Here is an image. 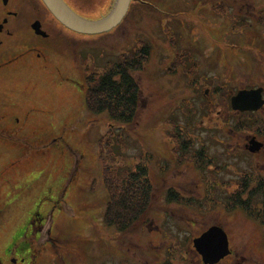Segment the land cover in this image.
Returning a JSON list of instances; mask_svg holds the SVG:
<instances>
[{
  "label": "rangeland",
  "instance_id": "obj_1",
  "mask_svg": "<svg viewBox=\"0 0 264 264\" xmlns=\"http://www.w3.org/2000/svg\"><path fill=\"white\" fill-rule=\"evenodd\" d=\"M65 1L98 19L115 0ZM216 1L227 5L209 22L200 0H142L132 9L136 17L131 11L115 31L73 34L87 39L81 63L75 51L48 44L0 69L2 264H204L193 239L214 224L229 236L226 264H264L261 193L249 194L245 205L246 192L237 205L229 197L242 183L246 191L257 185L244 179L257 157L229 136L244 123L230 114V99L248 82L264 86V0ZM141 36L150 58L133 74L141 88L134 117L123 125L103 114L93 125L77 83L86 70L99 76L125 51H138L134 38ZM144 166L154 182L151 213L120 233L104 220V183ZM167 188L180 202L168 201ZM35 210L43 225L31 228ZM29 226L33 249L12 251Z\"/></svg>",
  "mask_w": 264,
  "mask_h": 264
},
{
  "label": "trees",
  "instance_id": "obj_2",
  "mask_svg": "<svg viewBox=\"0 0 264 264\" xmlns=\"http://www.w3.org/2000/svg\"><path fill=\"white\" fill-rule=\"evenodd\" d=\"M76 11L79 12L78 10ZM105 34L107 33L102 35ZM121 56L124 58L116 62L112 67L113 69L104 70L99 76L94 75V73H85L83 80L77 83L83 94V113L86 116L87 114L92 116L93 125L96 124L98 118L103 114L110 116L114 120H120L123 125H126L136 113L140 101L141 88L133 74L144 67L148 61L149 50L147 45L144 44L133 54L125 51ZM83 119L85 120L84 114ZM104 135L100 141L104 139ZM102 159L105 162V156ZM141 169H143L141 172H138L137 169L134 171L129 170L115 182L106 178L107 180L104 183L109 194L104 220L107 225L114 226L120 233L130 231L135 224L142 221L143 217L146 218L151 213L149 209L150 205L153 204L151 201L153 185L150 177L148 178L147 176H150L149 171H147L148 168L144 166ZM173 190L175 189H168V201L176 200L180 202V194L173 192ZM254 191L260 192L261 189L254 188L251 195L254 194ZM244 192H246V184L242 183V186L239 185L236 190H232L229 197L237 205L242 201ZM250 199L251 196L249 199H244V205L248 204L251 201ZM261 203L264 204V199L261 200ZM244 208H248V206ZM43 218V215L35 210L30 222L31 228L35 226L41 227ZM30 226L24 230V235L21 234L24 238L21 242H18V237L14 241L11 248L12 251L18 250L20 252L23 250L28 251L29 249L31 251L33 249L27 241L28 236L26 235ZM48 240L52 241L51 244L53 245L57 244L53 236H49Z\"/></svg>",
  "mask_w": 264,
  "mask_h": 264
},
{
  "label": "flooded vegetation",
  "instance_id": "obj_3",
  "mask_svg": "<svg viewBox=\"0 0 264 264\" xmlns=\"http://www.w3.org/2000/svg\"><path fill=\"white\" fill-rule=\"evenodd\" d=\"M141 1L142 0L132 1L129 12L126 15V17L129 16L131 11H132V15L136 17V13L138 12L132 9H134L135 6L140 5L142 3ZM200 2L202 4L201 11L204 16L203 18L207 19L209 22H212V20H215L217 18L216 13L218 8H222L224 5H227V4L223 5V3H219L217 6L216 0H200ZM205 2H207L208 4H204ZM208 5H210V8H208ZM230 14L231 12L227 15L230 16ZM125 18L120 23V25H118V27L114 29V31L117 30L122 25ZM35 21L40 22L39 29L44 30L47 33V35H43L36 32V30L34 29ZM73 34L83 35L82 33L73 31L70 28L66 27L64 24H62L52 14V12L47 8V6L43 3L42 0H0V69H2L5 64L10 63V61H18L22 58H26L29 54H31L32 50L42 48V46H46L48 44L50 45V47L60 48L66 50V52L75 51L78 60L77 63H78L81 60L79 59L78 49L80 48V46L81 47L85 46L88 43L86 38H77L73 36ZM170 35L171 37L175 38V35L172 31H170ZM84 36L87 35L84 34ZM136 38L137 37H135L134 40L135 42L137 41V44H140V46L144 44L148 45L147 39L144 38L143 36L139 37L138 39ZM172 40L174 45L176 43L175 48H177L178 47L177 41L173 38ZM35 42L38 43V46L35 45ZM133 51L135 52L136 49ZM128 52L133 54V52L130 51ZM43 55L46 56L45 54ZM39 56H42V54H38V58ZM149 58L150 57H148V60ZM86 72L87 71H85L84 73ZM190 75H193L192 71ZM257 87H260V85H252V83L248 82L244 84V86H241V89L242 88L251 89ZM263 96H264V91H263ZM230 114L236 115L237 117L240 116L244 117V123L242 120L239 121L240 127L243 129L235 130V131L232 129L233 132L235 133L230 134L229 136H239V138L242 140V142H239V144L241 145L239 147L244 149V153L247 156L249 154L251 158L257 157V159L254 160V163L251 162V165H249V169L251 167L253 169L252 170L248 169L247 171L244 170V179L257 180V185L254 188L257 187L261 189L260 191L262 195L261 199H264V161H262V158H264V105L259 110H245V111L233 110L231 111ZM219 118L220 117L210 116V121L213 122L215 120H218ZM200 125L208 126L209 122L208 120H206V123L201 122ZM228 145L230 146L231 142H229ZM200 155H202V153ZM195 156H196L195 154H191V157H195ZM259 158H261V160H259ZM179 162H181V160H179ZM211 167H213V165ZM161 168H162L161 170L162 172L168 170L167 166L162 165ZM252 176H254L255 178L251 179ZM150 179L152 181L153 190H154L153 178L151 177ZM162 179H164V177H162ZM245 184L246 186L248 185V183ZM168 189L169 188L166 189L167 192ZM175 192H177V190ZM251 192L252 191H246L247 194L246 197L250 198L249 194H251ZM153 195L154 193L152 192L151 198ZM204 231H202L200 234H202ZM231 254H232V249L230 247V253L226 255L224 258H222L216 264H226L227 258H229ZM200 257L202 260L201 255ZM202 263H204L203 260ZM0 264L2 263L0 262ZM239 264H243V263H239Z\"/></svg>",
  "mask_w": 264,
  "mask_h": 264
},
{
  "label": "water",
  "instance_id": "obj_4",
  "mask_svg": "<svg viewBox=\"0 0 264 264\" xmlns=\"http://www.w3.org/2000/svg\"><path fill=\"white\" fill-rule=\"evenodd\" d=\"M52 14L66 27L86 35H100L116 28L126 17L133 0H115L112 9L98 19L85 17L74 10L65 0H42ZM40 22H34L37 33L47 35L40 30ZM264 87L240 89L231 97L234 110H259L264 105ZM222 110L218 113L221 114ZM196 251L206 264H216L230 253L229 239L226 231L219 225H212L201 235L193 239ZM16 258L12 259V264Z\"/></svg>",
  "mask_w": 264,
  "mask_h": 264
}]
</instances>
